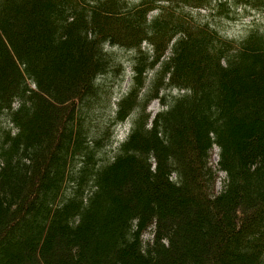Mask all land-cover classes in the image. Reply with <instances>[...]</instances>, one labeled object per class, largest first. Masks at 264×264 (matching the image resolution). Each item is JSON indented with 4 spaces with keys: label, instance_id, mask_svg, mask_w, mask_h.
<instances>
[{
    "label": "trees",
    "instance_id": "1",
    "mask_svg": "<svg viewBox=\"0 0 264 264\" xmlns=\"http://www.w3.org/2000/svg\"><path fill=\"white\" fill-rule=\"evenodd\" d=\"M0 264H264V0H0Z\"/></svg>",
    "mask_w": 264,
    "mask_h": 264
},
{
    "label": "rangeland",
    "instance_id": "2",
    "mask_svg": "<svg viewBox=\"0 0 264 264\" xmlns=\"http://www.w3.org/2000/svg\"><path fill=\"white\" fill-rule=\"evenodd\" d=\"M255 15H256V17H258V14H254L253 16H248V17H245L244 18V22H248V21H250V19L251 18H253V17H255ZM230 26H232L233 27V29H231L230 31L231 32H238L239 31V29H241V24H240V22L238 21V22H234V23H231V24H229ZM229 31V32H230ZM129 75H130V70H129V68H126V72H125V74H124V78H123V81H122V84H121V86H120V90L119 89H115L114 91L116 92V93H118V92H120V91H123V89H125V87H126V85H127V81H128V79H129ZM114 92V93H115ZM116 95V94H115ZM115 95L112 97V100L113 99H115L114 97H115ZM157 107V103L155 102V101H153L151 104H150V106H148L147 107V109H150L149 111L151 112V114H153L154 112H156V108ZM115 130H116V134L118 135V138L119 139H122L125 135H126V132L128 131V125H127V123L125 122L124 124H122L121 126H119V127H115ZM146 235V233H144V236Z\"/></svg>",
    "mask_w": 264,
    "mask_h": 264
}]
</instances>
